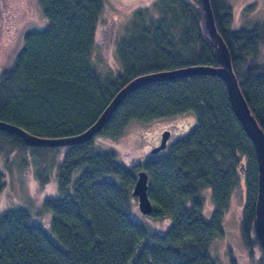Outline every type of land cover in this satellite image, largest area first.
Returning a JSON list of instances; mask_svg holds the SVG:
<instances>
[{
    "label": "trees",
    "instance_id": "obj_1",
    "mask_svg": "<svg viewBox=\"0 0 264 264\" xmlns=\"http://www.w3.org/2000/svg\"><path fill=\"white\" fill-rule=\"evenodd\" d=\"M39 2L44 24L24 33L12 63L0 72V120L30 133L53 137L80 132L136 75L219 65L201 0H154L135 8L117 40L121 68L114 72L98 71L91 59L103 0ZM209 2L239 87L264 131V18H248L245 10L242 24L231 28L229 1ZM188 111L195 116L194 125L138 162L118 160L112 148L100 150L93 142L96 135H119L131 119ZM94 136L79 144L32 146L0 130V191L9 156L26 151L37 157L49 151L58 156L55 177L61 191L42 201L48 229L60 245L26 207L0 208V264H218L210 243L222 234L230 191L241 181L245 203L240 236L254 264H264L254 226L255 151L232 112L221 77L195 74L144 84L122 100ZM140 169L147 173L152 210L137 217L132 213V188ZM37 174L42 182L49 178L43 163ZM72 178L66 191L64 185ZM205 187L211 188L214 202L210 217L202 212ZM148 217H166L167 224L158 230ZM230 260L235 261L231 255Z\"/></svg>",
    "mask_w": 264,
    "mask_h": 264
},
{
    "label": "rangeland",
    "instance_id": "obj_2",
    "mask_svg": "<svg viewBox=\"0 0 264 264\" xmlns=\"http://www.w3.org/2000/svg\"><path fill=\"white\" fill-rule=\"evenodd\" d=\"M154 0H103L102 9L97 21L95 41L91 59L100 72L112 71L121 68L116 44L118 38L125 32V27L131 18L132 11L141 6L149 5ZM231 6L230 27L237 28L244 19V11L248 18H264V0H228ZM250 8L245 9L246 6ZM45 18L39 0H0V72L9 66L23 44L24 33L33 27L42 26ZM195 123L192 112H184L172 116L160 117L151 120L131 119L115 137H101L96 135L93 142L100 150L112 148L118 160L125 163L138 162L149 153V142L159 140L163 130L172 128L170 138L186 132ZM160 132V134H159ZM60 152L64 148H59ZM35 156L26 151L22 155L14 152L9 156L10 166L5 169V185L0 191V208L23 206L29 209L34 222L48 230L52 240L60 245V240L50 231L49 214L43 212L42 201L45 198L57 196L61 193L55 177L56 154ZM61 154V153H60ZM43 163L49 178L41 181L38 178V168ZM0 167L3 169V158L0 154ZM241 178V177H240ZM73 178L64 185L70 191ZM242 180V179H240ZM203 196L202 212L210 217L214 208L211 188L201 190ZM245 203L243 183L235 186L229 194L228 205L221 217L222 234L215 235L210 243V252L217 258L218 264H254L243 244L239 223ZM132 213L141 217L134 200ZM148 220L162 230L167 224V218ZM41 222V223H40ZM229 248L231 249L229 251ZM256 250V249H255ZM258 255L259 251H254ZM230 255L235 261L230 260ZM255 257V256H253ZM255 259V258H254Z\"/></svg>",
    "mask_w": 264,
    "mask_h": 264
},
{
    "label": "water",
    "instance_id": "obj_3",
    "mask_svg": "<svg viewBox=\"0 0 264 264\" xmlns=\"http://www.w3.org/2000/svg\"><path fill=\"white\" fill-rule=\"evenodd\" d=\"M201 4L207 31L216 46L215 51L219 60V65L193 64L160 69L136 75L114 93L110 101L91 124L75 134L53 137L39 136L26 131L20 126L2 120H0V130L15 134L21 138L25 144L32 146L54 147L83 143L90 140L95 133L101 130L122 100L138 87L154 81L169 80L188 75H217L222 78L225 84L232 112L240 122L245 134L254 147L256 158L254 226L256 236L264 252V131L252 113L239 87L237 77L231 65L228 47L214 23L210 2L209 0H201ZM169 134V129L163 130L161 132L159 143L152 146L150 152L156 153L163 149L166 145ZM243 167L244 161H240L238 171L241 177H243ZM132 194L136 196L137 208L140 213L149 214L152 210V203L147 195V173L144 169H140L136 172Z\"/></svg>",
    "mask_w": 264,
    "mask_h": 264
},
{
    "label": "flooded vegetation",
    "instance_id": "obj_4",
    "mask_svg": "<svg viewBox=\"0 0 264 264\" xmlns=\"http://www.w3.org/2000/svg\"><path fill=\"white\" fill-rule=\"evenodd\" d=\"M168 129L170 130V134H169V137H168V139L170 138V135H171V133H172V129L170 128V127H168ZM159 134H160V132H159ZM160 136H161V134H160ZM167 139V140H168ZM159 140H160V137H159ZM159 140H157V141H151V142H149V145H156V144H158V142H159ZM149 150H150V148H149Z\"/></svg>",
    "mask_w": 264,
    "mask_h": 264
}]
</instances>
